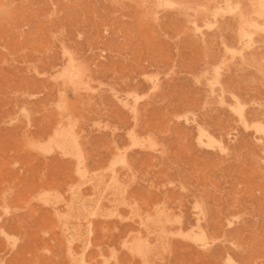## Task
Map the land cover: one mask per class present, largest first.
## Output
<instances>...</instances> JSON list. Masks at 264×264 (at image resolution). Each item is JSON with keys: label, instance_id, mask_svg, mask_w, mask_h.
I'll return each instance as SVG.
<instances>
[{"label": "rangeland", "instance_id": "rangeland-1", "mask_svg": "<svg viewBox=\"0 0 264 264\" xmlns=\"http://www.w3.org/2000/svg\"><path fill=\"white\" fill-rule=\"evenodd\" d=\"M260 2L0 0V264H264Z\"/></svg>", "mask_w": 264, "mask_h": 264}, {"label": "bare ground", "instance_id": "bare-ground-1", "mask_svg": "<svg viewBox=\"0 0 264 264\" xmlns=\"http://www.w3.org/2000/svg\"><path fill=\"white\" fill-rule=\"evenodd\" d=\"M262 1V0H261ZM259 2H260V0H259ZM264 3V2H263ZM262 2H260V5H262L263 4ZM259 5V6H260ZM259 6H258V8H259ZM263 6V5H262ZM261 7V6H260ZM258 10H260V9H258ZM263 10V9H262ZM255 12H257V11H255ZM259 13V11L257 12V14ZM261 14V13H260ZM264 28V27H263ZM75 69V68H74ZM68 72H70V71H68ZM74 73V72H73ZM72 75H74V74H72ZM72 75H71V77H72ZM70 76V75H69ZM75 138V137H74ZM64 139V138H63ZM67 141V140H66ZM72 141V140H71ZM48 143V142H47ZM70 144V143H69ZM68 145V144H67ZM71 146V145H70ZM78 148V147H77ZM74 149V148H73ZM66 152V151H65ZM81 152V151H80ZM78 154V153H77ZM80 163V162H79ZM114 163V162H113ZM85 171V170H84ZM103 171V170H102ZM110 171V170H109ZM91 180V179H90ZM90 182V181H89ZM87 201V200H86ZM148 220V219H147Z\"/></svg>", "mask_w": 264, "mask_h": 264}]
</instances>
